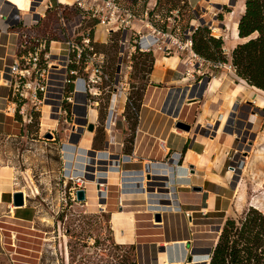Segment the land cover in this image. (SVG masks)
I'll return each instance as SVG.
<instances>
[{"label": "rangeland", "instance_id": "obj_1", "mask_svg": "<svg viewBox=\"0 0 264 264\" xmlns=\"http://www.w3.org/2000/svg\"><path fill=\"white\" fill-rule=\"evenodd\" d=\"M11 1L17 4L24 3L22 0H9ZM119 1L123 2L135 16L126 33V40L129 33L135 35L149 33L150 26L159 30L162 25L167 32H171L172 27H175L171 35L158 37L157 45L153 48L158 46L159 50L132 54L126 91L127 97L131 96L132 99L139 101L138 112L143 105L160 112L159 105L162 103L161 109L170 114L179 103L177 120L189 124L191 128L189 132H183L171 127L172 135L168 141L180 142L181 139H186L185 145L191 141L192 144L198 142L195 152L199 155L206 151V169L219 177L222 189L218 193L211 191L209 186L204 188L214 200L213 208L211 200H207L204 215L201 211L198 212L203 208L201 203H193L194 200L190 198L198 192L184 188V183L178 182V178L182 179L185 176L178 175L175 172L176 168L173 167L171 186L177 200L174 209L184 212L187 220L190 216V223L194 227L193 236L190 233L186 243L170 245L177 250L181 258L180 263L171 264H204L207 256L199 257L195 254L207 253L205 252L207 247L212 246L209 245L210 234H216L217 238L218 226L225 218L238 217L249 206L264 214V92L248 86L236 77L229 65L230 51L239 42L234 37L233 23L237 22L242 14L244 0H233V6L226 0ZM90 4L91 2L87 3L85 7H89ZM170 8L173 9L171 11L176 18L171 17L165 22L164 16L160 15ZM144 9L151 14L147 18L143 16ZM71 10L74 9L69 8L68 12ZM48 14L49 16L34 30L36 36L47 34L51 38L56 37L58 22L55 21V13ZM65 24L68 34L74 40L78 39L80 33L83 35L88 33L92 26L90 20L77 12L75 15L73 12L66 15ZM197 27L207 28L210 36L222 40L221 51L226 63L213 64L195 54L200 60L196 62L188 55L183 45L185 41L191 40L192 32ZM119 36V33L114 32L106 45L95 46L98 52L103 53L108 71L117 61ZM122 64L124 65L125 61ZM160 64H166L169 68L177 67L180 75L176 76L172 86L158 85L156 89H152L153 85L149 83V68L158 67ZM30 79V82H35L34 78ZM206 80L202 96L199 99H196V96L188 98L190 91L195 92ZM104 87L99 86L103 90L96 98L97 119L92 132L85 129L73 131V127L84 126L86 121L80 119L83 113L80 108L84 111L81 118L87 119L86 115L89 113L80 104V95L78 97L75 94L72 105L68 104L72 116L63 113L55 115L59 99L56 95L50 96L51 100H44L38 113L32 112L29 105L23 106L20 113L18 107L12 110L13 98L5 88L0 87V264H127L131 260L128 245L118 243L133 244L136 241L138 229L134 226V215L126 212H134L133 207H143L144 198L137 195L127 197V202L124 199L125 207L119 209V212L125 214L118 217V222H115L113 238L108 212L111 209L116 211V208L108 206L101 210L99 206L103 202L107 204L108 199V203L113 205L120 193L125 194L123 187H126L124 183L127 180L123 178L124 169H120L122 161L117 166V172L120 170L118 181L113 178L114 184L122 183L119 191L112 187L110 183L112 175H108L109 172L103 174L101 169L93 166L94 170L99 171L93 172L96 183H104V179L109 183L110 188L106 190V194L105 192L104 195L101 194V191L97 194L94 185L88 184L90 185L88 188L85 186L84 202L75 200H66L65 204L62 202V198L68 196L70 189L77 187L69 179L79 176L84 167H88L91 162L89 158L95 157L94 152L105 151L102 150L104 145L119 141L123 155H130L134 147L138 146L135 151L137 156L142 152L148 154L152 146L154 152L157 144L158 147L162 145L163 139L152 132L145 134L137 132L138 114L135 121L112 118L115 121L113 131L109 119L106 120L110 91H105ZM56 89L60 92L59 87ZM193 102H196V105L189 106ZM48 108L54 111L53 116L47 118L45 113ZM157 115L162 117L161 124L177 121L175 119L171 121L172 117L165 113L160 112ZM105 125L109 126L108 132L104 131ZM131 127L133 133L129 131ZM203 129L206 131V140L203 138L205 134L201 133ZM46 134H50V138H45ZM173 135H178L181 139H175ZM200 137L204 139L201 143H205V146H199ZM109 149L100 155L102 160L105 161L112 153V149ZM164 152V149L160 151L162 154ZM173 154L174 151L168 150L162 162L175 156ZM136 157L130 156L129 159L136 163ZM175 158L178 159V166L184 157L181 153H176ZM138 160L142 158L138 157ZM85 180L93 179L86 176ZM142 181L144 183L143 179ZM165 181L162 180V187L166 186ZM17 191L22 192L24 196V207L21 210H14L10 203V194ZM148 198L147 192L146 202ZM153 199L149 198L154 202L153 205L166 206L165 203ZM159 210H153L158 211L154 214L159 213ZM187 210L197 212L191 214L186 212ZM14 212L18 218L14 216ZM159 214L161 222H154L151 215L149 222L145 224L148 225L147 229H141L145 233L144 238L149 236L148 238L152 239L154 237L152 235L160 237L166 233L167 226L164 224L168 222L169 215ZM27 217H30V220H26ZM136 223L139 224L140 221L137 219ZM159 224L163 225L162 229L153 230V227ZM197 232L202 233L196 234ZM155 241L160 243L161 240ZM147 243L146 255L152 260L156 257L159 259V262L152 261L151 264H164L167 245L164 248L157 247L155 242ZM135 250L134 247L133 254L135 253L134 259L137 264L138 254L136 256Z\"/></svg>", "mask_w": 264, "mask_h": 264}, {"label": "built area", "instance_id": "obj_2", "mask_svg": "<svg viewBox=\"0 0 264 264\" xmlns=\"http://www.w3.org/2000/svg\"><path fill=\"white\" fill-rule=\"evenodd\" d=\"M22 1L24 3L15 4L7 0H0V48L3 49V52H10L9 55H5L4 65H1L0 68V87L5 88L13 98V102L11 103L12 110L18 107L20 113H22L23 106L29 105L35 111H40L46 94H52L59 97L55 115H60L64 114L61 110V103L64 101L67 105L71 106L76 94L78 97L80 95V104L85 109L97 113L95 110L97 106L96 98L99 97L101 90H103L99 86L104 85L105 91H110L108 92L109 104L106 110V120L109 119L111 128L114 131L115 121L112 118L115 120L118 117L124 120L123 114L128 104L126 86L128 85L132 54L149 53L159 50L158 46L153 48L157 45L158 37L171 35L173 27L171 32H167L165 27L164 31H161L150 26L149 33L145 35L129 33L126 40V33L135 16L126 6L117 0ZM90 2L89 7H85ZM69 8L75 9L78 14L90 20L92 24L90 31L85 35L80 33L77 40L72 39L65 28L66 24L63 13L65 9ZM48 12H54L56 21L58 22L56 37L51 38L47 34L36 36L34 30ZM143 14L147 18V11L145 9ZM171 17L176 18L172 14V11L165 18V22ZM114 32L120 34L117 41V61L112 69L108 71L103 53L98 52L95 46L97 44L106 45L110 42L109 38ZM183 46L189 56L195 59L196 62H200L199 58L191 51L190 40L185 41ZM1 61L3 62V60ZM123 61H125L124 65L122 64ZM68 66H73L74 68L68 69ZM30 78H34L35 82H30ZM67 84L72 85V89L66 94L64 93V89ZM58 87L60 88V92L56 89ZM69 114L72 116L71 113ZM87 124L85 121L84 126H81V128L79 126L73 127V131L86 130ZM108 127V125H105V132H108ZM117 143L118 145H116V142H113L109 146L114 148L116 145L120 148V142L118 141ZM94 153L95 157L89 158L93 160V164L88 165L86 168L84 167L79 176L69 179L77 187L70 189L68 196L62 198L64 204L66 200H75L74 193L77 189L85 191L86 184L94 185V191L97 194L100 191H104L106 194L108 191L110 186L108 187L109 183L107 179H104V183H96V176H94L93 172L98 173L99 171L94 170L93 166L99 169L105 168L104 170L101 169L103 174H106L105 172L112 174L111 169L114 168L108 166L107 158L105 161L101 158L98 160V156L105 154V151ZM122 158L128 160L130 155L120 153L116 163L122 161ZM99 161L103 165L99 166ZM146 164L156 166L163 165L165 162L152 161ZM144 167V175L142 177L146 191H151L153 188L154 190L159 189L155 187H159L162 184L161 177L158 176L155 180L153 172L147 170V165H144ZM86 176H91L93 180L86 181ZM113 182L114 180H111V185L119 191L122 183L114 184ZM124 184L126 186H122L124 190H129L130 187H135L136 185L135 183L126 182ZM116 204L121 209L124 206V199L118 196Z\"/></svg>", "mask_w": 264, "mask_h": 264}, {"label": "crops", "instance_id": "obj_3", "mask_svg": "<svg viewBox=\"0 0 264 264\" xmlns=\"http://www.w3.org/2000/svg\"><path fill=\"white\" fill-rule=\"evenodd\" d=\"M11 3H15L17 4V2L11 1ZM19 4V3H18ZM241 12H242V8H241ZM240 12V13H241ZM233 32L236 34V22L233 23ZM237 37V36H236ZM238 39V38H237ZM10 52L6 53L3 52V49L0 48V68L1 65H4L5 62V55L8 54L9 55ZM3 60V62L1 61ZM149 83L152 84L153 86L152 89H156L155 87H157L158 85H165V86H172V84L175 82V78L177 75H180V73L177 71V67L175 68H169L166 64H160L158 67H153L150 72H149ZM150 87V88H151ZM197 89L195 90V92H191V97L193 98L194 96H196L197 94ZM167 91V89H165ZM193 93V94H192ZM204 93V91H203ZM202 93V94H203ZM187 96V94H186ZM161 105L162 103L159 105V111L161 112ZM196 102L191 103L189 106H195ZM81 111L83 112L82 115L84 114V111L82 108H80ZM160 112H158L157 110L148 107V105H143L139 112H138V122H137V132L140 133H146V132H152L153 134H155L157 137H160L161 139H163V142L159 141L162 143V145L157 144V148H155L154 152H152L153 147L152 146L150 148V151L148 154H146V152H142L140 153L141 155L137 156L135 155V151L138 148V146L134 147L132 153L130 154L131 158L136 157V163L135 161L131 162L130 159H126V158H122V165L120 166V169H124V179L127 180V183H135V187H130L129 190H124L123 193H125L124 195H122L120 193V197L122 199H125V202L128 201L127 197H135L137 195H142V197L144 198V205L143 207L138 206V207H133L134 212H126V213H132L134 215V226L136 229H138L136 236L137 239L135 242H133L132 245H134V247L136 248V256H137V264H151L152 261L154 262H159V259L153 258V260L151 258L148 257V255H146V247L145 244H148L147 242H155V245L157 247L159 246H163L164 248L167 245V247L165 248V258H166V264H171V263H180L181 262V258L179 257V254L177 252V250L170 245L176 244V243H180V244H184L187 242V240L190 238V233H192L193 236V232H192V226L191 225V219L190 217H188V220L185 219L184 217V212H178V211H174V213H172V210L170 208L172 201L174 203V207L176 208V198H175V193L173 192L174 189H172V191L170 192L169 189V185L172 184L173 182V167L176 168V171L178 175H184L185 177L182 179L178 178V182L184 183L183 186L186 189H191V187H199L201 190L200 192L196 193V195H191L190 198L194 200L193 203H197L200 202L201 206L203 207L202 209H199L198 212H202L204 215L206 214V207H207V200L210 199L211 200V206L213 208V204H214V200L210 197V194H208L206 192V186H209L211 188V191L218 193V191H220L222 189L221 187V183L219 181V177L210 173L209 170L206 169V151H204L201 154H197L195 152V150L198 148V146L196 145L198 142H194L193 144L191 142H189L187 145L186 144V139H181V137H179L178 135H173L175 137V139H181L180 142H178L176 140V142H169L168 139L171 137L172 135V131H171V127H173V123L176 121H172L174 120L173 118L171 119V123H164L161 124L160 120L162 121V117H158L157 114H159ZM90 111L89 113L86 115L87 119H85L84 117L81 118L82 115H80V119H82L83 121L86 120V123L91 124L92 127L94 128L93 124L97 119V115L96 113H92V115H90ZM162 116V115H161ZM160 118V119H159ZM169 117H166V119ZM178 117L175 119L177 120ZM178 121V120H177ZM164 122V121H163ZM87 124V125H88ZM191 127V126H190ZM81 128V126H80ZM201 133L205 134L203 138H205L206 140V131L203 129V131H201ZM203 138L200 137V141H199V146H205V143H201L202 140H204ZM156 140V138H154ZM118 141H116V145H118L117 143ZM156 144V142H154V145ZM115 145L114 148H112L111 146H106L104 145L102 150H106L111 148L112 149V153L109 154V156L107 157V161H108V166L109 167H113L114 169H111V173H108L112 175V180L113 178L116 179L118 177V173L120 172V170L117 172L118 168L116 169L117 165L119 163H116L117 159H118V155L121 153V147L118 148ZM121 146V145H120ZM165 150V152L162 154L160 153V151L162 152V149ZM110 150V149H109ZM168 150H172L174 151V154L176 156V153H181L183 155V160L182 162H180V164H178L177 166V160L175 158V156L168 158L167 161L165 162V164L163 165H156V166H149V164H146L148 162H161L163 163V157L164 155H166V153L168 152ZM100 151V150H98ZM184 153V154H183ZM202 155V156H201ZM91 156V155H90ZM88 157V156H87ZM86 157V158H87ZM100 160V155L98 156ZM138 157H141L142 160H138ZM148 159V160H147ZM150 159V160H149ZM95 160V159H94ZM134 160V159H133ZM176 163V166H175ZM93 164V160H91V162L88 165ZM99 165H103L101 164V161H99ZM144 165H147V170L153 172L154 174V179L156 180L158 176H160L159 178L161 180H166V186L162 187L161 185L159 187H155V188H159V189H155L154 188L151 191H146L145 186L143 184V177L142 175H144L143 170L145 169ZM171 165V166H169ZM102 170H104L103 168H101ZM76 169H75V174H76ZM80 172V171H78ZM171 173V174H170ZM102 174V173H101ZM167 175H170V178H167ZM180 177V178H181ZM206 178H207V182H206ZM147 179V177H146ZM153 179V178H152ZM144 180V179H143ZM170 180V181H169ZM90 186V185H88ZM114 188V186H112ZM110 188V187H109ZM97 189V187H96ZM163 189V190H162ZM109 190V189H108ZM162 192H161V191ZM139 192H142L141 194ZM149 194V198L153 197L154 201H161L162 203H165L163 205H153L154 202L151 200H147L146 202V194ZM104 191L101 193L103 194ZM172 193V195H171ZM100 194V195H101ZM105 194V193H104ZM103 194V195H104ZM110 198V195H108ZM117 198V197H116ZM169 198V199H168ZM166 200V201H163ZM172 199V200H171ZM109 200V199H108ZM108 200L106 201L107 204L105 202L101 203L100 209H104L105 207H114L116 208L115 210H110L109 213V224H110V230H111V235L112 238L114 237V228H115V222H118V217L122 216L123 214H125L124 212H119V209L117 207L116 204V200H115V204L111 205L110 203H108ZM148 202L149 206H148ZM100 204V203H98ZM156 204V203H155ZM116 206V207H115ZM169 206V207H168ZM125 207V206H123ZM148 207H151L149 209H152V211H150L148 209ZM132 208V207H130ZM220 208V207H219ZM218 208V209H219ZM102 209V210H103ZM118 209V211H117ZM160 209V210H159ZM14 210H18V209H14ZM153 210H159V213H168L167 219L168 222H166L164 225L167 226V229L165 227V229L167 230L166 233H163L159 236L156 235H152L154 236L152 239H149L147 237L144 238L143 235H145V233L142 231L143 229H147L148 225H145L146 222H149V219L151 217V215H153L155 212L158 211H153ZM186 212H190L191 214L197 211L194 210H187ZM221 212V211H218ZM15 213V212H14ZM150 215V216H149ZM174 215L176 217H174ZM137 219L140 221V223H136ZM152 219V218H151ZM171 219V220H170ZM163 225H158L156 227H153V230H159L162 229ZM138 227V228H137ZM142 229V230H141ZM202 232H198V234H200ZM160 234V233H159ZM205 234H207V232H205ZM194 239V237H192ZM161 240L159 241L160 243H157V241L155 240ZM145 240L147 242H145ZM118 244H131V243H118ZM168 251V252H167ZM135 254V253H134ZM170 254V255H167ZM207 261V259H206ZM205 261V264H206Z\"/></svg>", "mask_w": 264, "mask_h": 264}, {"label": "trees", "instance_id": "obj_4", "mask_svg": "<svg viewBox=\"0 0 264 264\" xmlns=\"http://www.w3.org/2000/svg\"><path fill=\"white\" fill-rule=\"evenodd\" d=\"M122 5L125 4L122 2ZM68 10H64V19L70 12L76 14L75 9L70 12ZM171 10L173 9L161 13L160 17L164 16L165 20ZM149 14L150 12L147 13L148 17ZM48 16L46 13L44 19ZM159 30L164 31V27L161 25ZM236 36L239 42L230 51L229 65L236 77L248 86L264 92V0H244L242 14L236 22ZM190 42L191 50L200 58L213 64L226 63L221 51L222 40L210 36L207 28H195ZM72 68L74 67L68 66V69ZM71 89L72 85L67 84L64 93L67 94ZM139 105L137 99L129 96L124 118L137 120ZM30 110L38 113L33 108ZM61 110L64 115L70 113L64 101L61 103ZM134 125L135 122L132 123L133 127ZM133 127L129 130L132 133ZM14 216L18 218L16 212ZM26 220H30V217ZM127 245L132 257L127 264H136L134 247L132 244ZM206 264H264V214L249 206L238 217L225 218L219 226L214 244L209 248Z\"/></svg>", "mask_w": 264, "mask_h": 264}, {"label": "water", "instance_id": "obj_5", "mask_svg": "<svg viewBox=\"0 0 264 264\" xmlns=\"http://www.w3.org/2000/svg\"><path fill=\"white\" fill-rule=\"evenodd\" d=\"M206 83H207V80L201 86H199L198 94L195 97L196 99H199L202 96V93H203V91L205 89ZM190 92H192V90ZM190 97H191V93L188 94V98H190ZM178 104L173 109L172 113L169 114L168 112H166V111H164L162 109H161V113H165L168 116L170 115L173 119H176L177 115H178V111L180 109V106ZM173 127L175 129L181 130L183 132H189L190 128H191L189 124L183 123L181 121L174 122L173 123ZM86 131L87 132H92V125L91 124H88L86 126ZM45 138H50V134H46ZM190 190L191 191H195V192H200L201 189L199 187H191ZM74 195H75V201L76 202H84V200L86 199V192L83 189H77L75 191ZM10 203H11V207L13 209H21V208H23L24 207V197H23L22 192L17 191V192L11 193L10 194ZM153 221L154 222H161V216H160L159 213L153 215ZM217 230H219V226H218ZM210 247L211 246H208L207 247L208 249H206L205 252H208ZM187 260H189V258Z\"/></svg>", "mask_w": 264, "mask_h": 264}, {"label": "bare ground", "instance_id": "obj_6", "mask_svg": "<svg viewBox=\"0 0 264 264\" xmlns=\"http://www.w3.org/2000/svg\"><path fill=\"white\" fill-rule=\"evenodd\" d=\"M7 1H9V0H7ZM35 1V0H34ZM59 1H62V0H59ZM227 1V3H229V5L230 6H233L234 5V3H233V0H226ZM37 2H39V0L37 1ZM233 4V5H232ZM234 37H235V39H237V37H236V34L234 33ZM50 96H53L52 94H46V96H45V99L44 100H46V99H48V100H51L50 99ZM51 107H53L54 108V106L52 105ZM49 110L47 111V113H45L46 115V117L48 118V117H52L53 116V111H54V109H50V108H48ZM92 113L93 112H91L90 113V115H92ZM171 174V173H170ZM170 178V175H167V178ZM170 180H171V178H170ZM169 180V181H170ZM86 186H87V188L89 187L88 186V184H86ZM169 189H170V192L172 191V186L171 185H169ZM23 194V193H22ZM171 195H172V193H171ZM24 197V196H23ZM169 199V198H168ZM172 200V199H171ZM169 207V206H168ZM170 208H171V210H172V213H174V211H175V209H174V203H173V201H172V203H171V206H170ZM168 214V213H167ZM188 217H190V216H188ZM196 234H198V232L196 233ZM211 236V238H209L210 239V241L209 242H211L209 245H213L214 244V242H215V240H216V234H210ZM197 236V235H196ZM207 236V235H206ZM201 237V236H200ZM206 238V237H205ZM198 239V238H197ZM199 241V240H198ZM164 246V245H163ZM208 255V252L207 253H201V254H195V256H199V257H201V256H204V257H206ZM207 258V257H206ZM205 261H206V259H205ZM164 264H166V260H165V262H164ZM205 264V263H204Z\"/></svg>", "mask_w": 264, "mask_h": 264}]
</instances>
